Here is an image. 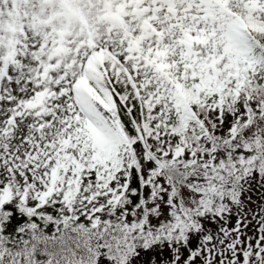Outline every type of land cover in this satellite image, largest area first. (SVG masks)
Returning <instances> with one entry per match:
<instances>
[{
  "label": "snow or ice",
  "instance_id": "obj_1",
  "mask_svg": "<svg viewBox=\"0 0 264 264\" xmlns=\"http://www.w3.org/2000/svg\"><path fill=\"white\" fill-rule=\"evenodd\" d=\"M181 90L199 96L187 125L177 104ZM228 112L231 140L254 122L264 124V0H0L5 210L41 200V193L44 202L64 198L76 175L73 159L82 165L75 195L89 192L81 199L111 204L127 189L141 153L155 160V174L187 152L193 173L223 191L229 179L247 174L217 146ZM101 145L111 150L103 163L93 159ZM58 160L67 170L59 168L63 182L49 192ZM230 211L209 199L177 216L166 235L186 243L187 231L203 227L194 216L211 213L215 227ZM237 211L240 221L244 213ZM205 239L203 252L192 248L181 258L177 249L180 264H214L217 245L210 234ZM148 256L176 264L167 247L146 253L143 264Z\"/></svg>",
  "mask_w": 264,
  "mask_h": 264
},
{
  "label": "rangeland",
  "instance_id": "obj_2",
  "mask_svg": "<svg viewBox=\"0 0 264 264\" xmlns=\"http://www.w3.org/2000/svg\"><path fill=\"white\" fill-rule=\"evenodd\" d=\"M186 90H181L177 104L191 115L190 119H194V113L191 105L188 106L185 101ZM197 95V94H196ZM197 97H199L197 95ZM228 119L226 121L228 127L221 128L217 133L219 140H229V143H224L218 147L221 152H231L232 159L242 164L247 169L245 178L241 180L242 185V203L234 205L223 222L217 223L213 227V220L211 215L206 213L204 216L196 215L194 219L202 221L203 227L196 231L189 230L186 235V243L184 241H173L160 244L154 243L152 248L138 247L135 251L119 252L115 254H105L103 251L99 254V258L95 264H143L145 254L151 252L153 249H159L162 253L164 248H168L171 254V259L180 264V260L176 259L179 255L182 258L192 248L198 247V250L203 252L202 245L206 244V235L213 237L212 243L216 244L215 261L214 264H240L247 256L253 257L255 264H264V192L261 191V182L264 181V124L253 123L250 127L252 131L248 132L246 136H241L237 140L229 138L228 129L231 128L235 120L228 112ZM252 143L250 146L249 143ZM98 144L100 142H97ZM233 145H236L233 147ZM258 149V151L256 150ZM101 147L94 154L93 159L99 163H103L101 156ZM140 164L142 166V174L146 182L145 199L149 207H152L143 223H136V211H131L127 205H121L119 198L113 200L111 204L107 202V198L99 197L97 200L89 203L87 200L81 199V195L87 196L89 192L77 194L80 191V176L79 168L82 165L74 159L71 161L77 165L73 171L76 173L75 177L69 178V184L72 187L65 192L64 198L55 197L44 202L45 195L41 193V200H37L34 196L28 202L34 204L37 208L49 207L51 210L59 215L65 213H73L84 219L91 225L98 222H114L124 220L130 225V229L138 233L141 229H149L151 231L162 229V227L169 225L170 222L176 220L177 216L183 217L185 213L189 212L196 204L207 202L209 199L213 200L217 196V190L212 191L209 181L202 174H194L193 171H187L184 182H179L174 186L169 182L168 177L162 173H157L154 177H149V170L156 168L154 159H148L140 154ZM67 159V154H65ZM171 159V157H169ZM189 159L187 152L184 153L181 160L182 167L188 165L185 163ZM259 159V162H257ZM67 170V164L62 160L57 161V166L54 169L53 176L49 183V192L57 190L55 183L57 180L63 182V175L59 173V168ZM131 170V169H130ZM252 177H255V186L249 187L253 184ZM128 180V177H127ZM151 182L157 188L151 189L147 182ZM94 182V181H93ZM250 188V189H249ZM64 199V200H63ZM16 202L15 204H19ZM14 204V205H15ZM93 204H102V208L93 210ZM88 209L85 211V209ZM240 209L244 213V218L237 221L235 218L240 215ZM243 224L239 228V224ZM236 225V227H233ZM207 259L206 254L203 257ZM235 258V259H233ZM191 259V257H189ZM147 260L150 264H158L155 256H148ZM163 264H169V258H165Z\"/></svg>",
  "mask_w": 264,
  "mask_h": 264
},
{
  "label": "trees",
  "instance_id": "obj_3",
  "mask_svg": "<svg viewBox=\"0 0 264 264\" xmlns=\"http://www.w3.org/2000/svg\"><path fill=\"white\" fill-rule=\"evenodd\" d=\"M188 93L189 103L199 102L193 93ZM184 117L183 123L187 125L185 114ZM222 145L223 142L218 140L217 146ZM103 150L102 155L107 159L111 158V150L105 147ZM135 162L133 158L132 163ZM159 173L167 175L173 183L183 182L185 177V170L178 161L162 168ZM155 174L153 169L149 171L151 177ZM144 185L139 162L131 168L127 189L120 197L122 205L136 211L135 220L139 224L143 223L151 210L145 204ZM242 185L245 186L244 183ZM242 185L241 180L234 183L229 179L226 185L221 186L223 191L217 190L219 194L213 199L214 205L225 204L230 209L234 205H240ZM150 186L154 187L152 184ZM13 208L14 211L5 210L0 206V264H95L103 251L105 254H117L121 251L126 253L129 250L135 251L138 247L152 248L157 241L160 244L177 241L174 236L170 239L166 235L169 225L155 231L141 229L134 235L129 223L124 220L99 223L96 227H91L76 215L58 216L47 208L36 210L27 203L13 205ZM13 216L15 220L12 219ZM201 222L200 220L199 223ZM194 230L197 233V229Z\"/></svg>",
  "mask_w": 264,
  "mask_h": 264
},
{
  "label": "water",
  "instance_id": "obj_4",
  "mask_svg": "<svg viewBox=\"0 0 264 264\" xmlns=\"http://www.w3.org/2000/svg\"><path fill=\"white\" fill-rule=\"evenodd\" d=\"M242 264H252L251 257L248 256V258Z\"/></svg>",
  "mask_w": 264,
  "mask_h": 264
}]
</instances>
